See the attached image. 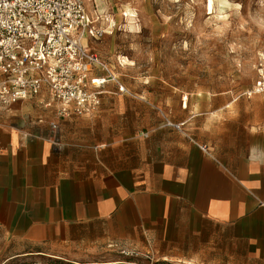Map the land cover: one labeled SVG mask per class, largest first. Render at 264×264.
<instances>
[{"label": "crops", "instance_id": "obj_1", "mask_svg": "<svg viewBox=\"0 0 264 264\" xmlns=\"http://www.w3.org/2000/svg\"><path fill=\"white\" fill-rule=\"evenodd\" d=\"M168 100L162 119L140 114L130 139L121 119L106 149H58L46 117H0V241L11 258H80L92 241L185 247L190 237L210 246L211 263L225 243L218 263L264 264V94Z\"/></svg>", "mask_w": 264, "mask_h": 264}, {"label": "rangeland", "instance_id": "obj_2", "mask_svg": "<svg viewBox=\"0 0 264 264\" xmlns=\"http://www.w3.org/2000/svg\"><path fill=\"white\" fill-rule=\"evenodd\" d=\"M89 21L102 37L87 40V47L107 65L126 87L124 96L106 94L100 114L73 124H60L56 148L74 146L81 151L113 142L116 123L123 119L124 140L140 114L162 119L168 100L177 95H244L258 80L264 54V0H84ZM91 38V37H90ZM107 90L115 91L108 86ZM146 101L154 104H146ZM24 103V104H23ZM0 109V117L11 112L32 113L35 118H55L30 101ZM27 103V104H25ZM22 108V109H21ZM161 117V118H160ZM140 122V121H139ZM137 126V125H136ZM54 136L50 133V139ZM128 136V137H127ZM49 139V140H50ZM130 141V140H129ZM128 141V142H129ZM126 143L127 141H123ZM125 145V144H124ZM128 144V150H130ZM178 240L164 241L159 248L109 245L92 241L80 258H44L56 264H227L219 244L211 263L210 246H196L188 237L186 246ZM89 246V245H88ZM243 248L236 249L242 257ZM12 249L0 241V264H27L35 260L11 258ZM39 261V260H36ZM203 262V263H202ZM237 262V261H236ZM233 264H241V263Z\"/></svg>", "mask_w": 264, "mask_h": 264}, {"label": "built area", "instance_id": "obj_3", "mask_svg": "<svg viewBox=\"0 0 264 264\" xmlns=\"http://www.w3.org/2000/svg\"><path fill=\"white\" fill-rule=\"evenodd\" d=\"M92 25L84 0H0V109L37 100L57 120L88 118L99 112L106 94L126 95L119 77L87 47V40L103 35ZM257 94H264V54L258 80L246 92ZM57 120L47 124L52 144L58 143Z\"/></svg>", "mask_w": 264, "mask_h": 264}, {"label": "bare ground", "instance_id": "obj_4", "mask_svg": "<svg viewBox=\"0 0 264 264\" xmlns=\"http://www.w3.org/2000/svg\"><path fill=\"white\" fill-rule=\"evenodd\" d=\"M206 8L208 13H212L213 10V0H207Z\"/></svg>", "mask_w": 264, "mask_h": 264}]
</instances>
